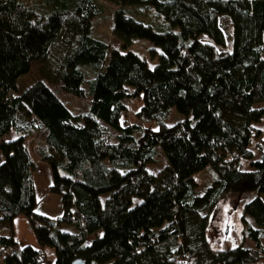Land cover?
Segmentation results:
<instances>
[{
  "label": "trees",
  "instance_id": "1",
  "mask_svg": "<svg viewBox=\"0 0 264 264\" xmlns=\"http://www.w3.org/2000/svg\"><path fill=\"white\" fill-rule=\"evenodd\" d=\"M104 1L114 5L120 50L91 31ZM143 36L152 44L149 70L122 52ZM262 53L264 0H0L1 264H43L47 247L49 264H264V129L255 127L264 116ZM32 64L41 76L19 90ZM62 94L83 112L67 110ZM172 108L181 119L168 125ZM9 131L16 137L4 140ZM26 141L49 166L56 218L35 210ZM157 149L165 165L151 174L145 166ZM203 169L215 178L198 193L193 176ZM231 193L253 195L239 211L249 245L215 248L212 211ZM16 217L27 221L34 246L16 242Z\"/></svg>",
  "mask_w": 264,
  "mask_h": 264
},
{
  "label": "rangeland",
  "instance_id": "2",
  "mask_svg": "<svg viewBox=\"0 0 264 264\" xmlns=\"http://www.w3.org/2000/svg\"><path fill=\"white\" fill-rule=\"evenodd\" d=\"M29 1H36V0H29ZM104 6L106 7V11L103 12L101 16H95L91 19V31L93 30L94 35L99 38L100 40H104L107 42V45L110 48H116L120 50L121 42L118 41L113 35H112V20L109 16L113 12L114 5H111L110 3H107L104 1ZM110 17V19H109ZM159 25H155L153 27L152 24H150V27L152 29H155L156 32L160 31L161 29L158 28ZM219 26L221 27L224 37L226 39V44L224 46L225 50H231V33H232V26H230L229 19L226 15L219 17ZM158 28V29H157ZM199 38L205 42L211 43L210 39L202 34V36H199ZM133 43L126 48V50H122L124 52L123 54L130 53L135 58H138L141 60L147 67V70L151 69L153 65V60L149 59V51L148 48L152 45L150 43V40L146 39L144 36L142 38H135L132 39ZM262 57H264V53H262ZM31 71L27 75H23L18 77V80L16 82V86L19 90L26 89L29 87L30 84H32L34 81L39 80V77L41 76L40 73V67H38L36 64H32ZM85 79L81 85L83 89L87 91V81L90 79V76H88L87 73H85ZM89 99V95H86ZM58 98L60 101L64 104L67 110H69L73 115H77L83 112L82 109H80L78 106V101L75 98H72L68 94H62L59 95ZM141 101H134L132 105H129L130 107V113L128 115V122H135L136 119L133 116V114L139 110ZM258 106L264 107V102L260 103ZM181 119V116L177 114V112L172 108L171 114L169 117L165 120V123L168 125L173 124L174 121ZM82 121L80 120L79 124H81ZM145 127L149 128H155V125L151 123H143ZM255 127L259 129L262 133L264 129V116L260 119V122L256 123ZM112 131V130H111ZM42 136V135H41ZM40 135H37L38 138L41 137ZM16 137V134L13 133V131H9L7 135L4 136V140L13 139ZM36 138V137H35ZM36 140V139H34ZM26 148L28 151V155H30L31 160L34 162H37L36 155L33 152L34 144L33 142L26 141ZM251 149L253 152V160H258L259 155L254 150L253 146L251 145ZM156 162H153V164H147L145 166V169L147 172L153 174L158 172L160 169H162L165 165V160L163 156L161 155L160 151L157 149V153L155 156ZM42 165H45L48 169L49 166L45 163H41ZM240 168L243 170L249 171L251 168L249 167V163L247 161H242L240 164ZM37 170V169H36ZM50 170V169H49ZM40 173V171H39ZM38 173V175H39ZM194 180L197 183V191L198 193L204 192L206 188H208L215 178V174L210 169H203L199 172H197L193 176ZM34 184V183H33ZM44 183L41 182V185L38 188H44ZM42 191V189H41ZM253 198L252 194H242V196H237L235 194H228L224 198L220 200V203L215 207V209L212 211V218L210 220V227L208 230L209 240L211 245H213L215 248H222L223 246H236L237 244H243V245H249L248 241L241 239V234L239 233L241 230V225L239 223V217H240V208L242 206V203L245 201H248ZM260 199L264 202V196H260ZM59 198L56 195L53 194H47L45 198L37 199V204L35 206V210L38 213H41L43 215H47L51 218H55L61 214V209L58 206ZM25 219V218H24ZM26 221V220H25ZM27 225V221H26ZM65 230H70L71 226H63L62 227ZM29 229V228H28ZM91 236L87 238L88 241H90ZM44 253H46V261L43 264H49V262L54 259V253L50 248H45ZM1 264V260H0Z\"/></svg>",
  "mask_w": 264,
  "mask_h": 264
},
{
  "label": "crops",
  "instance_id": "3",
  "mask_svg": "<svg viewBox=\"0 0 264 264\" xmlns=\"http://www.w3.org/2000/svg\"><path fill=\"white\" fill-rule=\"evenodd\" d=\"M35 166L37 170L32 175L34 194L36 199H42L47 195L46 186L51 182L50 170L40 162H35ZM41 182L44 183V188H38L41 185ZM13 222V232L16 242L21 246H25V244L34 246L36 242L33 234L28 229V225H26L25 219L22 217H16Z\"/></svg>",
  "mask_w": 264,
  "mask_h": 264
},
{
  "label": "water",
  "instance_id": "4",
  "mask_svg": "<svg viewBox=\"0 0 264 264\" xmlns=\"http://www.w3.org/2000/svg\"><path fill=\"white\" fill-rule=\"evenodd\" d=\"M71 264H84V263L82 262V260L74 259L73 261H71Z\"/></svg>",
  "mask_w": 264,
  "mask_h": 264
}]
</instances>
